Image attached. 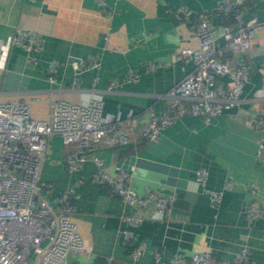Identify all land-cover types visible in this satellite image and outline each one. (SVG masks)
<instances>
[{
  "label": "crops",
  "instance_id": "1",
  "mask_svg": "<svg viewBox=\"0 0 264 264\" xmlns=\"http://www.w3.org/2000/svg\"><path fill=\"white\" fill-rule=\"evenodd\" d=\"M106 1L104 8L96 0H0V100H28L33 117L46 118L52 99L82 104L97 99L106 121L131 117L140 122L149 117L150 107L157 115L171 109L166 93L193 68L178 54L184 46L197 45V18L177 16V6L205 12L217 29L218 44L223 42L224 23L236 27L253 16L264 19V0H230L238 18H226L216 10L221 0ZM16 25L37 31L42 48L27 52L13 45ZM93 56L100 66L83 71L74 84L75 70L65 62ZM223 58L233 65L246 61L250 76L236 98L219 102L217 115L209 114L206 100L186 97V113L165 127L159 140L143 136L137 123L131 141L101 140L86 149L87 158L78 169H70L64 158L75 145L65 144L59 133L50 136L40 181L52 184L40 182L39 191L57 204L61 192L74 186L73 218L85 247L93 252H71L68 264L89 256L95 264L125 260L148 264L154 246L163 250V260L209 249L215 264L234 259L247 246L256 263L264 264V221L247 209L250 201L264 199V157L258 154L264 127L253 124L255 116L264 119V96L258 95L264 87V30H257L249 49L226 50ZM52 60L62 63L55 82L48 79ZM150 61L156 64L152 70L147 69ZM130 69L139 75L127 80ZM113 79L121 84L109 90ZM232 83L230 76H216L204 87L215 94L219 84ZM93 155L101 156L110 171L121 166L131 170L139 193L146 185L175 193L170 212L131 205L109 184L94 180ZM199 168L208 171L205 183L196 178ZM230 175L237 183L212 203L209 189L222 187ZM254 180L260 183L257 193L247 189ZM143 211L148 216L137 225L125 218ZM125 229L133 233L130 239L125 238ZM136 245L143 247V253L134 261L131 251Z\"/></svg>",
  "mask_w": 264,
  "mask_h": 264
},
{
  "label": "built area",
  "instance_id": "2",
  "mask_svg": "<svg viewBox=\"0 0 264 264\" xmlns=\"http://www.w3.org/2000/svg\"><path fill=\"white\" fill-rule=\"evenodd\" d=\"M35 1V0H32ZM101 7H107L106 0H96ZM216 10L226 18H238L230 0H221ZM179 17L195 15L197 24L195 47L184 46L178 58L191 61L193 68L181 79L176 81L166 93L171 98V109L162 115H157L153 107L149 108V117L140 122L126 117L106 121L103 116L101 100L91 99L87 104L64 99H52L50 112L46 118H35L32 115L28 100H0V264H68L71 252H93L85 247L83 237L73 218L76 206L72 201L74 186L69 185L60 194L57 204L51 203L39 191L40 172L51 135L59 133L65 144H74L75 149L65 154V162L70 169H78L86 160V149L98 141L124 144L134 138L137 123L139 130L146 138L157 141L163 129L186 113L185 98H202L209 103V114L221 112L220 101H230L236 98L242 90V85L249 79L250 65L243 61L233 65L223 58L226 50L246 51L250 48L257 30H264V19L257 16L232 27L223 24V42H217V29L211 23L205 12H197L186 5L174 9ZM109 16L110 10H106ZM146 34L144 33L143 36ZM108 38V36H107ZM13 45L23 47L27 52L42 48L41 35L32 29L16 25L11 38ZM59 60H52L48 65V79L56 81V74L61 66ZM75 70L74 84L78 83L79 75L88 69L98 68L100 61L96 57L71 58L65 62ZM156 67L155 62L148 63V70ZM264 71V64L262 66ZM139 73L130 69L127 80L136 78ZM216 76H230L232 84H219L215 94L205 90V84L212 82ZM98 79V77H96ZM121 84L119 80L110 82L109 90L116 89ZM259 96H264V87ZM253 124L264 127L262 116H255ZM258 154L264 157V141L259 146ZM97 164L93 179L107 183L112 190L120 194L131 205L146 208L153 205L159 213L168 214L175 193L160 187L145 186L139 193L135 188L133 173L123 166L115 171L108 170L103 165L101 156L93 155ZM208 171L206 168L197 170L196 178L205 183ZM50 186L52 183L41 182ZM237 179L230 175L222 187L209 189L211 201L217 204L226 189H231ZM247 189L253 193L260 190L258 181L247 183ZM248 213L260 217L264 221V199H254L249 202ZM146 212L125 215L133 225H137L147 217ZM125 238L133 235L130 229L124 230ZM153 260L148 264H215L214 256L209 249L195 251L191 254H175L168 260H163V250L153 247ZM143 253V247L132 248L131 256L137 260ZM77 264H95L89 256ZM102 264H111L109 261ZM122 264H132L125 260ZM220 264H257L250 255L247 246L235 255L234 259L221 261Z\"/></svg>",
  "mask_w": 264,
  "mask_h": 264
}]
</instances>
